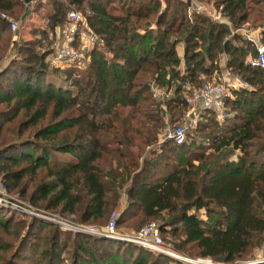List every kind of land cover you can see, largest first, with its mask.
<instances>
[{
  "label": "trees",
  "instance_id": "trees-1",
  "mask_svg": "<svg viewBox=\"0 0 264 264\" xmlns=\"http://www.w3.org/2000/svg\"><path fill=\"white\" fill-rule=\"evenodd\" d=\"M41 1L0 0V40L8 29L2 14L18 17L26 7L36 12ZM52 1L44 16L50 32L63 25L67 11H89L88 29L103 44L88 53L85 69L51 68L50 50L26 51L13 62H21L18 68L0 69V79L11 78L0 83L4 186L30 205L89 226L105 223L125 198L117 224L129 217L171 221L177 226L159 224V237L176 239L173 252L214 263L246 261L264 242V69L249 66L254 46L231 35L229 24L263 29L264 0H212L229 23L190 14L186 0H165L163 10L155 0H131L115 14L109 0ZM260 37L264 44V29ZM222 67L249 89L233 90L226 100L236 113L215 126L214 156L189 151L195 145L186 143L189 136L180 145L165 141L157 152L165 120L173 126L184 119L186 86L199 87L201 75ZM152 86L166 91L165 101L153 98ZM215 120L204 111L195 134ZM7 213L0 208V227L24 228L19 250L27 247L32 264H178L128 242L57 227L41 245L39 235L50 224Z\"/></svg>",
  "mask_w": 264,
  "mask_h": 264
},
{
  "label": "built area",
  "instance_id": "built-area-1",
  "mask_svg": "<svg viewBox=\"0 0 264 264\" xmlns=\"http://www.w3.org/2000/svg\"><path fill=\"white\" fill-rule=\"evenodd\" d=\"M190 6L189 12H198L205 15H210L207 6L199 3L198 0H187ZM90 14L86 11V15ZM219 17V15L215 16ZM5 20L11 31L16 30V24L9 19L5 14L1 15ZM60 39V43L56 44L52 55L47 58L48 64L54 68H63L75 64H83L86 54V61H89L88 53L95 47H101L103 40L94 32L88 29L86 16L76 12L69 11L62 26L55 29L54 32ZM245 38L252 43L255 50V57L248 58L247 63L251 67H260L264 69V45L260 43V39L255 32L247 29L243 30ZM224 65V64H222ZM201 85L195 88H188L184 94L183 100L187 107L184 119H187L189 127H195L201 119V114L204 111L213 112L216 120L219 122L227 118L226 100L232 97V91L238 89H249V85L243 81L239 76L233 75L231 71L222 67V71L212 75H201ZM151 93L155 100L163 102L168 97L165 90L160 87L152 86ZM166 127L162 132L164 141H173L176 145L182 144L187 135V126H169L166 119ZM0 208L8 212L27 216V218H41L50 222H55L61 226L63 231H73L76 229L69 227L67 223L60 219H50L47 214L38 211L31 207L30 204L21 203L13 200L5 194V188L0 177ZM49 216V215H48ZM119 218L118 212H113L109 218L107 228L101 233L89 232L80 230L83 233H92L94 235L103 236L111 240L123 241L139 245L148 250L156 252L168 253L161 246L158 245L159 240V224L157 222H149L142 226L136 233L121 234L116 231L117 220ZM171 255L170 253H168ZM173 256V255H171ZM174 257V256H173ZM192 264H223L213 263L208 259H198L196 261H189ZM232 264H264V242L259 249V254L251 261H244Z\"/></svg>",
  "mask_w": 264,
  "mask_h": 264
},
{
  "label": "rangeland",
  "instance_id": "rangeland-1",
  "mask_svg": "<svg viewBox=\"0 0 264 264\" xmlns=\"http://www.w3.org/2000/svg\"><path fill=\"white\" fill-rule=\"evenodd\" d=\"M54 1H56V0H54ZM59 1L60 0H58V2ZM109 1L112 2V4L108 5V10L111 13L115 14V13H117V10L120 9L121 6H123V4H125L128 1H129L128 2V4H129L131 0H109ZM155 1H158L160 3V9L161 10H163L165 8V6H166L165 0H155ZM198 1L202 5L208 7L210 15H206V16L209 17L210 19H212V21H214L215 23H229L226 19H224L222 17L220 11H218L216 8H214L213 3L211 2L212 0H210V1L209 0H198ZM47 2H53V1L52 0H50V1L49 0H42L40 2L41 4L38 6L39 10L36 12H34L32 8H30V9L26 8V10L22 9V10L18 11L17 16L19 18L16 16L13 17V16L7 15L9 17V19L12 20V22H14L16 24V30L12 32L11 29L9 28V25H8V29L5 26L6 29L4 31V35L2 36V38L0 40V45L2 48H5V45H6V51L4 50V51L0 52V69L3 67L11 65L14 61H16V57L21 59V60L24 59L26 57V51L39 54V53H42L43 51H49L50 50L51 51L50 55H52L53 49L56 46V44L54 43L55 42V37L53 35L54 31L50 32L48 30L47 22L44 19V16L45 15L47 16V14L51 13V10H52L51 7L45 6ZM186 3L188 4V7L190 8L191 4H189V2H187V0H186ZM191 8H193V7H191ZM69 11H76V12L82 14L83 16H86L85 11H77L75 9H71ZM69 11H67L66 13H68ZM28 13H30L29 16H27ZM196 13H198V12H196ZM217 15H219V17H215ZM66 16H67V14H66ZM66 16H64V18H63L64 22H65ZM64 22H63V24H64ZM229 27H230L231 35H237V36L242 37L243 39H246L245 36L243 35V30H245V29L252 31V32H255L257 34V36L259 37V39H261L260 35H261L262 30L264 29V28L263 29L260 28L259 26L252 27L248 24H245L241 28H237V29H233L231 24H229ZM260 43L263 44L261 42V40H260ZM239 45H242V43ZM28 47H30V48H28ZM50 55H49V57H50ZM84 55H85V59L83 61V64L78 63V64L71 65L68 67L57 68V69L58 70H64V69H68V68H72V67H75L78 69H85V67L87 65V61H86V54H84ZM20 63H18V62H15V64L13 63L14 67L12 69L15 70L16 68H18ZM15 66H17V67H15ZM51 68H54V67H51ZM54 69H56V68H54ZM179 69H180L181 73L184 71L183 64H180ZM207 76H209V75H207ZM200 78H201V76H200ZM10 79L11 78L8 75L5 78L0 79V83L6 85V83H8L10 81ZM186 87H187V89L191 88L189 86H186ZM230 109L228 110V108H227V115H228L226 118L227 120L234 113H236V112H234L235 110L233 108H230ZM237 113L239 114V111H237ZM226 119L221 121V122L220 121L217 122L215 120V122L217 123V124L215 123L216 125L214 124L213 121H211L212 123H209L208 121L204 122V124H206L207 127H209L210 125L211 126L209 127V129L203 130L202 133H200V134H197V133L195 134L196 129H197L196 126L193 128L189 127V123L187 122V119L186 120L183 119V121L181 123L175 124V125H173V127L180 126V125L187 126L186 128H189V129H187V135L186 136H189V137L187 138L186 143H192V142H190L192 140L194 141L193 144L195 143V145L191 146V150H189V151H198V152L204 151L206 154H208L212 157V156H214V150L212 148V147H214V144H213V141L211 138L219 131L217 128H215V126L224 125L227 121ZM169 126H172V125L169 124ZM27 135L28 134H24L25 137ZM8 136L9 135H7V137ZM208 139H209V141H208ZM164 142L165 141L163 140L162 132H160L159 142L157 143V146L156 145L154 146V148L157 152L160 151L158 146L163 144ZM188 145L190 146L191 144H188ZM163 155L166 157H171L172 161L174 160L173 154L169 155L167 152H164ZM232 155H234V154H232ZM232 158H235V156H232ZM164 160H165V158L161 157L159 159V164L163 165ZM0 177L2 179L1 173H0ZM4 188H5V194L7 195V197H9L13 200L19 201L21 203H27V201L19 198L17 193L9 192L5 186H4ZM31 207H33L34 209H37L38 211H40L42 213L47 214V217H50V219L53 218L52 220L60 219V220L64 221L65 223H67L69 225V227L76 229L77 230L76 233H80V234L83 233V232H79L80 230H83V231L87 230L89 232L101 233L102 231H104L107 228L111 214L116 211L119 213V216H120L121 211L123 209V206L122 207L119 206L118 208H114V209H112L113 211L109 215V218L107 219V221L105 223H103L102 225H95V226L90 225L89 226V225H84V224L79 223L74 216H63V215H60L59 213H57L56 211H46L45 209L40 208L38 206L31 205ZM8 213L14 214L11 212H8ZM8 213L6 215H9ZM199 214L202 217H204L203 211H200ZM15 217H18V216H15ZM24 218H25L24 220L29 221L28 220L29 218H27V216H25ZM33 219H36L41 223L51 225V226L47 227L45 229V231L42 232L41 235H39L41 245L46 241L45 240L46 237H49L53 231H56L55 227L61 229V226H58L57 224H55V222H50V221H47L45 219H41L39 217L33 218ZM166 219H168V218H166ZM170 220H171V218H170ZM146 222H141V220L137 219L136 217H129V218H126L120 225L119 224L116 225V231L121 233V234L136 233L142 227V225ZM150 222H157L158 224H163V225L166 224L170 228L177 226L176 224L170 225V224H174L171 221L170 222L161 221V223H160V220H158V221H150ZM68 232L73 233V231H68ZM85 234H87V233H85ZM12 235H14V236H12ZM24 235H25L24 228L22 230L19 229L16 231L12 228H10L8 230H4L2 227H0V247H1L0 248V264H9V262H10V264L11 263L12 264H32L31 260H32L33 255L27 251V247H24V251L19 250L18 243L21 241V239L24 237ZM88 235L96 236V237H103V236L94 235L92 233H89ZM103 238H106V237H103ZM106 239H108V238H106ZM31 241H32V243L38 242L37 239H33ZM175 243H176V239L171 238L170 235H168V234H161V236L158 240V245L161 246L163 249H165V251H167L168 253H170L174 257L169 255L168 253L156 252V251H152V250H150V251L164 255L168 258H171L173 261L178 262V264H192L189 261L198 260V259H195L194 257H190V256H186V255H182V254H178V253L173 252ZM134 245H136V244H134ZM136 246H139V245H136ZM17 247H18V249H17ZM139 247H141V246H139ZM41 251L42 250H39V253H41ZM258 254H259V250L254 251V253L251 257L246 258V261L248 262V261L255 259ZM66 256H68V254H66Z\"/></svg>",
  "mask_w": 264,
  "mask_h": 264
},
{
  "label": "crops",
  "instance_id": "crops-1",
  "mask_svg": "<svg viewBox=\"0 0 264 264\" xmlns=\"http://www.w3.org/2000/svg\"><path fill=\"white\" fill-rule=\"evenodd\" d=\"M26 8H28V9H30L29 7H26ZM26 8H25V10H26ZM27 9V10H28ZM30 15V13H28V15L27 16H29ZM54 32H55V30H54ZM53 32V35H54V37H55V44H58L59 42H60V38L55 34ZM54 44V45H55ZM176 53H177V55H178V57L179 58H182L183 57V48L181 47V46H177L176 47ZM121 204H122V206H123V208H124V205H125V198L124 199H122V201H121ZM121 206V205H120Z\"/></svg>",
  "mask_w": 264,
  "mask_h": 264
}]
</instances>
